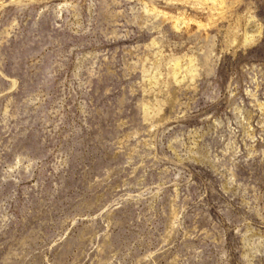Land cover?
Returning a JSON list of instances; mask_svg holds the SVG:
<instances>
[{
	"label": "rangeland",
	"instance_id": "rangeland-1",
	"mask_svg": "<svg viewBox=\"0 0 264 264\" xmlns=\"http://www.w3.org/2000/svg\"><path fill=\"white\" fill-rule=\"evenodd\" d=\"M0 0V264H264V3Z\"/></svg>",
	"mask_w": 264,
	"mask_h": 264
},
{
	"label": "bare ground",
	"instance_id": "bare-ground-1",
	"mask_svg": "<svg viewBox=\"0 0 264 264\" xmlns=\"http://www.w3.org/2000/svg\"><path fill=\"white\" fill-rule=\"evenodd\" d=\"M236 0H228L227 5L228 7H232L235 4Z\"/></svg>",
	"mask_w": 264,
	"mask_h": 264
},
{
	"label": "water",
	"instance_id": "water-1",
	"mask_svg": "<svg viewBox=\"0 0 264 264\" xmlns=\"http://www.w3.org/2000/svg\"><path fill=\"white\" fill-rule=\"evenodd\" d=\"M243 1H255V2H258V3H260V2L264 3V0H243Z\"/></svg>",
	"mask_w": 264,
	"mask_h": 264
}]
</instances>
